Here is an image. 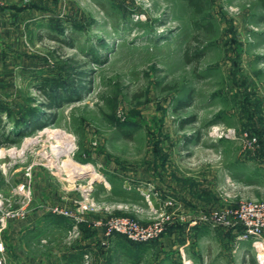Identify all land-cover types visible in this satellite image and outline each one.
I'll use <instances>...</instances> for the list:
<instances>
[{
  "label": "rangeland",
  "instance_id": "obj_1",
  "mask_svg": "<svg viewBox=\"0 0 264 264\" xmlns=\"http://www.w3.org/2000/svg\"><path fill=\"white\" fill-rule=\"evenodd\" d=\"M1 3L0 264H264L215 223L264 201V0ZM47 78L84 90L50 110Z\"/></svg>",
  "mask_w": 264,
  "mask_h": 264
},
{
  "label": "built area",
  "instance_id": "obj_2",
  "mask_svg": "<svg viewBox=\"0 0 264 264\" xmlns=\"http://www.w3.org/2000/svg\"><path fill=\"white\" fill-rule=\"evenodd\" d=\"M231 134L233 137L237 138L234 131H232ZM240 138H248L250 150H255V147L258 143L256 138L249 137L248 134H244ZM215 220V223L217 225H221L222 227L230 229L240 227L243 233L242 238L255 241V244L258 246L259 250L264 248L262 240L264 238V201L242 202L236 209H225L220 215H216ZM125 225L126 224L123 223L114 224L110 230V233H126V228L122 227ZM132 235L133 239L137 240H146L152 236L151 234H140V232H136Z\"/></svg>",
  "mask_w": 264,
  "mask_h": 264
},
{
  "label": "trees",
  "instance_id": "obj_3",
  "mask_svg": "<svg viewBox=\"0 0 264 264\" xmlns=\"http://www.w3.org/2000/svg\"><path fill=\"white\" fill-rule=\"evenodd\" d=\"M187 1L189 2L190 6L193 7V9L195 10V12L197 14H202L203 13V2H204V0H187ZM197 39H198V37H195V40H197ZM190 52H191L190 49L186 50V58L188 60H192V58H190V57H192L190 55L192 52L191 53ZM197 52H198V50L196 49L193 52V54L194 55H198ZM72 68L75 69V71L72 72V70H71ZM77 68H78V66L75 63L71 64L70 65V70L71 71L67 70V72H69L68 74H70V75L75 74V76L77 77L76 80L78 81L77 85H79V82L81 80L82 81L84 80L85 75L83 73L77 71L76 70ZM75 86H76V84L70 83L68 81H67V83H65V81H63L61 79L53 80V81L51 79H49V78L44 79V81H42L41 87L39 89H40L41 93H43L46 96L47 100L49 101L47 103V105L45 106V108L50 109V110L56 109V108L59 107V105L63 101L72 99L74 91L77 90L79 92V91H83L84 90V88L77 89ZM62 91H64V93H62ZM65 94H68L69 96L68 95L65 96ZM44 119L42 118L40 121H37V120H32L31 121L30 120L29 121V126H30L29 128L31 130L42 128L44 126V123H45ZM46 119H48L47 122H50V121L54 120V118H52V119L46 118ZM193 121H194V118L189 119V120H187V121H185L183 123L184 124L192 123ZM6 131H7V129L5 127V123H4L3 119H2V117L0 116V147L15 142V141H12V140L9 141L10 136L5 137ZM4 138H6V139L4 140ZM237 228L242 230L240 227H236V229ZM251 264H257V262L255 260H252Z\"/></svg>",
  "mask_w": 264,
  "mask_h": 264
},
{
  "label": "crops",
  "instance_id": "obj_4",
  "mask_svg": "<svg viewBox=\"0 0 264 264\" xmlns=\"http://www.w3.org/2000/svg\"><path fill=\"white\" fill-rule=\"evenodd\" d=\"M4 5H2V3L0 4V37H7V33L6 30H8V24L11 25V22L13 23V21H10V15L8 14V12L10 11L7 9H4L3 7ZM9 8V7H8Z\"/></svg>",
  "mask_w": 264,
  "mask_h": 264
},
{
  "label": "bare ground",
  "instance_id": "obj_5",
  "mask_svg": "<svg viewBox=\"0 0 264 264\" xmlns=\"http://www.w3.org/2000/svg\"><path fill=\"white\" fill-rule=\"evenodd\" d=\"M64 148V149H63ZM61 147V148H57V150H55V151H57L56 152V154H59V153H62V152H65V153H70L73 149H74V146H73V144L71 143V142H64V147ZM64 150V151H63ZM80 170H89V171H91L92 169H91V167L90 166H79L78 167ZM262 258V257H261ZM263 259V258H262Z\"/></svg>",
  "mask_w": 264,
  "mask_h": 264
}]
</instances>
